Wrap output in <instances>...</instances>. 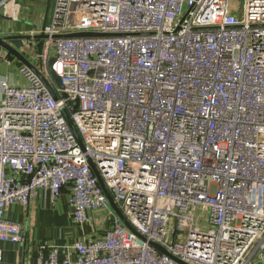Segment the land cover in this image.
I'll use <instances>...</instances> for the list:
<instances>
[{"label":"built area","instance_id":"obj_1","mask_svg":"<svg viewBox=\"0 0 264 264\" xmlns=\"http://www.w3.org/2000/svg\"><path fill=\"white\" fill-rule=\"evenodd\" d=\"M30 33L57 99L0 77V241L22 240L8 205L68 188L77 224H112L37 264H264V0H52Z\"/></svg>","mask_w":264,"mask_h":264},{"label":"crops","instance_id":"obj_2","mask_svg":"<svg viewBox=\"0 0 264 264\" xmlns=\"http://www.w3.org/2000/svg\"><path fill=\"white\" fill-rule=\"evenodd\" d=\"M45 1L47 3L44 12L46 23L52 0H39L36 6L44 5ZM0 2H4L0 7V35L30 33L32 29H28L26 24L21 22V20L31 19L23 15V9L26 6L22 0H0ZM44 7L41 8L44 9ZM33 21H35L34 17ZM29 56L27 59H31V55ZM20 63L5 50H0V77H6L15 85L26 84L27 80L23 74L15 70L17 68L19 70ZM1 96L0 90V99ZM88 215L89 221L81 225L74 221L71 207L68 205V188H64L56 198H51L48 192L40 190L26 207L20 203L8 205L5 209V218L21 224L23 234L21 241H0L2 253L0 264H37V250L42 244L57 246L62 256L63 248L78 239L103 237L112 224L113 216L110 210L89 211Z\"/></svg>","mask_w":264,"mask_h":264},{"label":"water","instance_id":"obj_3","mask_svg":"<svg viewBox=\"0 0 264 264\" xmlns=\"http://www.w3.org/2000/svg\"><path fill=\"white\" fill-rule=\"evenodd\" d=\"M47 13V11H46ZM45 24V20L43 22ZM97 35H104L101 33L97 32H78V33H70V34H63L62 36H97ZM44 34H31V33H26V34H14V35H0V50H5L8 52L10 55L15 57L18 61H20L22 64L27 65L29 68H31L43 81V83L48 87V89L51 91V94L55 99H57L56 94L52 90L51 86L49 85L48 81L42 76V74L39 72V70L27 59V57L21 52V49L25 46H29L31 49H34L35 53L40 54L42 51V45H43V40L45 39ZM36 41V42H35ZM35 42V43H34ZM54 62V57H50L48 60V67L51 72L52 77L57 81L58 85L61 86L60 82V77L57 75L51 68L52 63ZM65 116L68 119L67 114L65 113ZM68 122L70 124V127L72 129L73 134L77 138L78 142H80V137L77 133V130L75 129L73 123L71 120L68 119ZM91 167L93 170H95L93 164L90 162ZM97 174V172L95 171ZM98 176V174H97ZM99 182L106 193L109 203L111 207L114 209V211L120 216L122 221L132 230L135 231L134 228L127 222V220L124 218L122 213L119 211L115 203L113 202L112 196L104 186L102 180L98 176ZM154 247L158 248L162 252L166 253V251L160 247L156 243H151ZM179 264H187L186 262L181 261L178 258H174ZM258 264V263H254Z\"/></svg>","mask_w":264,"mask_h":264},{"label":"rangeland","instance_id":"obj_4","mask_svg":"<svg viewBox=\"0 0 264 264\" xmlns=\"http://www.w3.org/2000/svg\"><path fill=\"white\" fill-rule=\"evenodd\" d=\"M39 0H22V2L24 3V5L26 7H24V14L23 15H27L29 17H31V19L29 20H21L22 23H25L26 24V27L31 28H35L36 26H39V25H42L43 23V20H44V12L46 10V1H45V4L44 5H38L36 6L37 2ZM44 7V9H42L41 7ZM39 10H40V14H39ZM33 17L35 18V21H33ZM23 47L21 49L22 53L26 56V57H30V52H31V48L30 47ZM54 54V51L51 49L50 50V53H49V57H51L52 55ZM36 61V60H35ZM14 68V67H13ZM18 69V68H17ZM15 69L17 72L19 70ZM111 207V206H110ZM112 208V207H111Z\"/></svg>","mask_w":264,"mask_h":264}]
</instances>
